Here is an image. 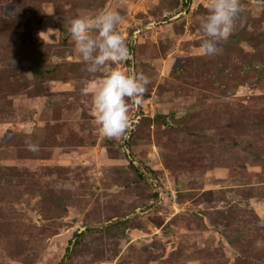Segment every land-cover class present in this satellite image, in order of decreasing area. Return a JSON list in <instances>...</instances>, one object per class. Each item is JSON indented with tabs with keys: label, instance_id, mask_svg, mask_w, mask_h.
<instances>
[{
	"label": "rangeland",
	"instance_id": "rangeland-1",
	"mask_svg": "<svg viewBox=\"0 0 264 264\" xmlns=\"http://www.w3.org/2000/svg\"><path fill=\"white\" fill-rule=\"evenodd\" d=\"M209 2L0 0V264H264V2L211 57ZM108 9L132 53L92 76L69 21ZM113 68L150 80L121 139L89 90Z\"/></svg>",
	"mask_w": 264,
	"mask_h": 264
},
{
	"label": "clouds",
	"instance_id": "clouds-1",
	"mask_svg": "<svg viewBox=\"0 0 264 264\" xmlns=\"http://www.w3.org/2000/svg\"><path fill=\"white\" fill-rule=\"evenodd\" d=\"M208 12L201 20L203 39L199 51L205 56H214L219 44L234 30L241 13L240 0H210ZM122 17L118 11L102 10L91 16H79L69 21L68 31L75 51L85 62L86 71L95 74L110 64H119L129 57L124 37L117 31ZM150 80L143 73L125 72L113 68L99 81L90 84L96 122L108 139L124 138L131 127L130 100L139 106ZM29 151L36 152L39 145L26 141Z\"/></svg>",
	"mask_w": 264,
	"mask_h": 264
},
{
	"label": "trees",
	"instance_id": "trees-1",
	"mask_svg": "<svg viewBox=\"0 0 264 264\" xmlns=\"http://www.w3.org/2000/svg\"><path fill=\"white\" fill-rule=\"evenodd\" d=\"M131 50L129 51V55H131ZM124 143H125V146L124 147H126V148H128V142H127V140L125 139L124 141H123Z\"/></svg>",
	"mask_w": 264,
	"mask_h": 264
},
{
	"label": "water",
	"instance_id": "water-1",
	"mask_svg": "<svg viewBox=\"0 0 264 264\" xmlns=\"http://www.w3.org/2000/svg\"><path fill=\"white\" fill-rule=\"evenodd\" d=\"M253 1H256V2H264V0H253Z\"/></svg>",
	"mask_w": 264,
	"mask_h": 264
}]
</instances>
